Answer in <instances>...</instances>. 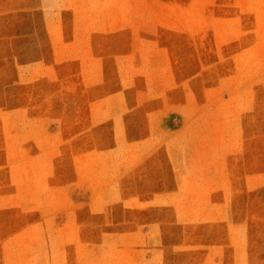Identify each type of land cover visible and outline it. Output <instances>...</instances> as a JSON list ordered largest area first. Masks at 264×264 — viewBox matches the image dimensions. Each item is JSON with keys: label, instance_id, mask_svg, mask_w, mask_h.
Listing matches in <instances>:
<instances>
[{"label": "rangeland", "instance_id": "1", "mask_svg": "<svg viewBox=\"0 0 264 264\" xmlns=\"http://www.w3.org/2000/svg\"><path fill=\"white\" fill-rule=\"evenodd\" d=\"M0 264H264V0H0Z\"/></svg>", "mask_w": 264, "mask_h": 264}]
</instances>
